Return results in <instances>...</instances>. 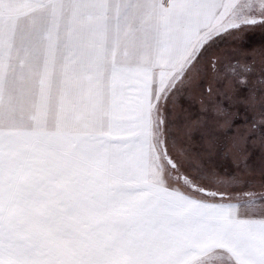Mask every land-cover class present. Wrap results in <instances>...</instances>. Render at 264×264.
Wrapping results in <instances>:
<instances>
[{"label":"snow or ice","instance_id":"snow-or-ice-1","mask_svg":"<svg viewBox=\"0 0 264 264\" xmlns=\"http://www.w3.org/2000/svg\"><path fill=\"white\" fill-rule=\"evenodd\" d=\"M256 25L264 0H0V264H264V191L233 196L174 118ZM261 93L244 131L214 109L237 152L264 151Z\"/></svg>","mask_w":264,"mask_h":264},{"label":"rangeland","instance_id":"rangeland-1","mask_svg":"<svg viewBox=\"0 0 264 264\" xmlns=\"http://www.w3.org/2000/svg\"><path fill=\"white\" fill-rule=\"evenodd\" d=\"M238 36V35H237ZM231 39L230 37H217L216 38V43L213 46L212 50H211V56H219V60L217 62L216 61V67L214 70L211 69V66H209L208 62L205 61L202 63L201 66V71L198 74H193V77L191 79V81L189 83H187L185 85V88L182 89L178 96H177V103L175 106V112H174V118L176 119V122L179 120H183V122H181L178 125V128H180V126H182L183 124L187 123L188 121L192 120L193 118V112L192 110L194 108H196L197 112L196 115H200V125L197 128L196 131H192L191 132V136L190 137H197L196 142L198 143L197 146V153L198 150H200L201 148L206 149V155H210L212 154V152H214L216 156H214L212 154V157H218L217 158V162L215 161H211L212 162V169L214 174H216L219 177L224 178L225 180L235 176V177H246V175L250 176V177H254L255 179H258L259 183L258 185H261L262 182V177L258 176V175H253L252 173L248 172V174L246 173V168H244L247 165V160L245 159H241L240 162L237 161V159H239V155H230L229 154V160L227 165H225L226 167H229L232 165V167H234V169H238V171H241V174H237V173H230V174H225L224 172V163L222 162V160L219 159V155L221 154V149H222V142H224L225 146H231V140H230V135H225L224 134V127H222L223 124V120L221 118H219L214 109L217 105L222 104L224 107H230V112H235L238 113V109H241L242 113H244L242 116H240L237 121L235 120L236 125L238 126V128L241 131H244L246 129V124L245 121L247 120V122L250 124L252 123L254 120L258 121L260 120V114H259V104L257 103L255 106L253 105H249L247 103H245L244 101L246 100V98L251 95V94H255L257 97H259L262 93H261V88L264 87V85H262L260 83V86L257 85L258 82H253V75H249V78L245 77V73H237V79L236 77H233V72L232 70H230L229 77H226V75H224L223 73H221V65L224 62V49L221 52L220 50V46L223 45H234L235 44V39H231L233 41L230 42H224V40H229ZM223 44V45H222ZM248 47V46H246ZM239 48H231L226 50L225 49V53L228 52L230 53V58H231V52H236ZM257 53H260L261 56H263L264 53L262 52H258V51H252L249 50L245 53H234L233 57H239L242 60V64L241 67L243 69L244 65L249 66L251 69H253L254 73H261V70L264 69V58H262L261 56L257 55ZM226 56V55H225ZM253 57V58H252ZM230 60V59H229ZM220 63V65L218 66V64ZM246 79L247 80V86L245 87V85L241 84L240 81L241 79ZM215 79V80H214ZM250 79V80H249ZM216 81L218 82V84H226V86L224 87L225 90H223V94H216L214 95V92L219 88V85L217 84L215 88L214 86V82ZM213 82V83H211ZM207 83H209L210 85L207 86ZM211 88L212 90H215L213 92V97H211V95H207V88ZM224 98V97H228L225 100V103H223L220 99V97ZM212 98V99H210ZM220 98V99H219ZM210 103H211V107H210ZM228 103V105H227ZM187 104V110H183V113H179L178 112V108H182V105H186ZM226 105V106H225ZM231 105V106H230ZM205 108L207 109V111H205ZM212 108V109H211ZM236 109V110H235ZM233 110V111H232ZM199 113V114H198ZM203 116V118H202ZM243 118H246L245 120ZM210 119V121L208 120ZM236 119V118H234ZM241 119V120H240ZM207 122H211V123H207ZM242 124V125H239ZM207 125V126H206ZM210 126L211 127V132H209L208 136L205 135L204 131L205 129ZM208 129V128H207ZM236 129H233V131H235ZM179 135L181 136V138L183 139L184 143L187 141V135H184V132L181 130L179 131ZM212 135V138H211ZM228 136V137H227ZM257 142H259V138H256ZM227 141V142H226ZM209 143L211 145H209ZM248 144H250V141L248 143H246L245 146H248ZM258 147L259 144H256ZM209 153V154H208ZM202 155V154H201ZM236 156L238 158H236ZM202 157H204L202 155ZM263 158V157H261ZM260 158V159H261ZM214 160V158H213ZM260 163V161L256 160L255 163ZM254 163V164H255ZM257 166L253 167L256 168ZM250 171V170H249ZM253 173H256V170H251ZM262 173H264V169L261 171ZM256 176V177H255ZM240 187V185H238ZM237 187V186H236ZM234 188H230L229 191L232 195H236L237 193H244V192H262L261 190H263L264 188L258 187L252 190H246L243 188H239V189H234V191L232 192L231 190H233ZM223 190V189H221ZM236 190V191H235Z\"/></svg>","mask_w":264,"mask_h":264},{"label":"flooded vegetation","instance_id":"flooded-vegetation-1","mask_svg":"<svg viewBox=\"0 0 264 264\" xmlns=\"http://www.w3.org/2000/svg\"><path fill=\"white\" fill-rule=\"evenodd\" d=\"M243 35V34H246V36L247 37H249V38H247V40L245 41V37L243 38L244 39V41H245V43H243V42H240V44H239V46H238V51H239V53H245V52H247V51H249V50H253V51H258V52H262V53H264V30L262 31V30H258V31H256V28H252L251 30H246V31H241V32H239L238 33V36L239 35ZM219 38V37H218ZM231 39H233V38H231ZM231 39H229V40H224V42H230V41H233V40H231ZM258 40V42L257 43H255L254 42V44H252V45H249V44H247V42H248V40H250V41H252V40ZM241 41V40H240ZM247 44V45H246ZM246 46H248V47H246ZM237 48V47H236ZM222 68H224V65L222 64ZM227 77H229V76H227ZM237 79V78H236ZM215 80V79H214ZM214 82V87L215 88H217L216 87V85L218 84V82H216V81H213ZM213 82H211V83H213ZM258 83H260V82H258ZM257 83V84H258ZM210 84L209 83H207V86H209ZM219 85V88L215 91V90H212V92H211V94H213V92H214V95H216V94H223V90H225V86H226V84H218ZM185 88V87H184ZM183 88V89H184ZM208 89H209V87L207 88V95H211L210 93H209V91H208ZM211 97H213V95H211ZM220 97V96H219ZM221 98V99H220ZM219 99L223 102V103H225V97L224 98H222V97H220ZM210 99H212V98H210ZM227 105H228V103H227ZM183 106V105H182ZM226 106V105H225ZM231 106V105H230ZM210 107H211V103H210ZM226 108V107H225ZM228 109H229V107H227ZM212 109V108H211ZM183 110H185V107H182L181 109L180 108H178V112L179 113H183L184 111ZM236 110V109H235ZM236 111H239V110H236ZM181 122H183V120L181 119V120H179V121H177V124H180ZM207 126V125H206ZM208 128V130H207V132H205V135H207L208 136V134H209V132H211V127L210 126H208L207 127ZM206 128V129H207ZM197 130V128L196 129H194V130H192V131H196ZM192 135V134H191ZM190 135V136H191ZM190 136H187V141L185 142V146L186 147H188L190 150H191V152L193 153V155L194 156H196V157H198V162L209 172V173H212L213 172V170H211L212 169V160H213V157H212V154H210V155H206V149H203V148H201L200 150H198V153H197V146H198V143L196 142V140H197V137H190ZM211 138H212V135H211ZM227 142V141H226ZM225 143L223 142V144H222V149H221V154H222V162L224 163V164H226L227 165V163H228V161H230L229 160V154L230 155H235V153H236V155H239V159H237V161L238 162H240L241 161V159H245V160H247V165L244 167V168H246V173L245 174H248V172H250V173H252L253 175H258V176H261L262 177V181H264V173H262L261 171L264 169V151H262L261 150V148L260 147H258L256 144H259V142H256V144L255 145H253L251 142H250V144H248V146H245L246 148H247V151L246 152H237V151H235L233 148H232V146H225L224 145ZM209 145H211L210 143H209ZM204 156V157H202V155ZM209 154V153H208ZM261 157H263V158H261ZM236 158H238L237 156H236ZM261 158V159H260ZM256 160H258V161H260V163H255V161ZM255 163V164H254ZM223 164V165H224ZM228 166V165H227ZM255 166H257L256 168H253V167H255ZM211 168V169H210ZM250 170V171H249ZM251 170H256L257 172L256 173H253ZM224 172H225V174L227 175V174H230V173H237V174H241V171H238V169H234V167H232V165L231 166H229V167H226L225 168V165H224ZM242 175V174H241ZM256 177V176H255ZM239 179H240V187H241V185H243L244 186V188L243 189H246V190H252V189H255V188H258V187H260V185H258V183H259V181H258V179H255L254 177H250L249 175L247 176L246 175V177H238ZM239 187V188H240ZM232 192L234 191V189L233 190H231ZM236 191V190H235Z\"/></svg>","mask_w":264,"mask_h":264},{"label":"trees","instance_id":"trees-1","mask_svg":"<svg viewBox=\"0 0 264 264\" xmlns=\"http://www.w3.org/2000/svg\"><path fill=\"white\" fill-rule=\"evenodd\" d=\"M253 28H256V31H258V30H264V28H261L259 25H256V26H254ZM238 35V34H237ZM228 36V35H224V38L225 37H230V38H233V39H235L236 41H235V44L234 45H232L231 44V46L230 45H223V46H220V50H221V52L223 51V49H224V53H223V55H224V57H223V59H224V62L225 63H223V65H224V68H221V73H223L224 75H226V77L227 76H229V75H231V74H229V72H230V70H232V72H233V67H235V69H236V71H235V73L233 72V77H236V78H238L237 77V75L239 74V73H245V72H243V70H242V67H241V65L240 64H242V60H241V58H239V57H233V55H234V53H236V54H238L239 53V51L237 50L236 52H231L232 54H231V58H230V53H228V52H226L225 53V49L226 50H228V49H231V48H236V47H238L239 46V44H240V42H243V43H245V41L247 40V38H249V37H247L246 36V34H243V35H239V36ZM245 37V41H244V38ZM241 40V41H240ZM254 42L255 43H257L258 42V40H252V41H250V40H248V42H247V44H249V45H252V44H254ZM246 44V45H247ZM253 51V50H252ZM226 55V56H225ZM257 55H259V56H261L260 55V53H257ZM262 58H264V54H263V56H261ZM214 58L217 60V62H218V60H219V56H214ZM253 58V57H252ZM230 59V60H229ZM220 65V63L218 64V66ZM217 66V65H216ZM221 67H223L222 65H221ZM211 69L212 70H214L212 67H211ZM240 71V72H239ZM254 70L252 69V71L251 72H249V73H245V77L246 78H249V75H253V79H252V81L253 82H260L262 79H264V76H262V74H259V73H254L253 72ZM239 72V73H238ZM238 73V74H237ZM200 74V73H199ZM232 76V75H231ZM250 80V79H249ZM258 86H260V83H258L257 84ZM182 107H185V110L186 111H189V110H187V104L186 105H183ZM229 107V106H228ZM229 111H231L230 110V107H229V109H228ZM239 111H238V113H235V112H231V113H233V114H235L234 115V118H236L235 120L237 121V119L240 117V116H242L244 113H242L241 111V109H238ZM233 111V110H232ZM192 112H193V118H192V120H196V119H200V115H196V112H197V110H196V108H194L193 110H192ZM199 114V113H198ZM202 118H203V116H202ZM260 118V117H259ZM244 120L246 119V118H243ZM209 121H210V119H208ZM241 120V119H240ZM255 121V120H254ZM259 121V120H258ZM207 123H211V122H207ZM239 125H242V124H239ZM207 130L208 129H205V131H204V133L205 132H207ZM224 132V131H223ZM224 134H225V132H224ZM228 137V136H227ZM222 144H223V142H222ZM220 146H222V145H220ZM212 154L214 155L215 153L214 152H212ZM214 156H216V155H214ZM214 158V160H212V161H215V162H217V158L218 157H213ZM219 159L220 160H222L223 158H222V154H220L219 155ZM224 165H226V164H224ZM261 191H264V189L263 190H261Z\"/></svg>","mask_w":264,"mask_h":264},{"label":"crops","instance_id":"crops-1","mask_svg":"<svg viewBox=\"0 0 264 264\" xmlns=\"http://www.w3.org/2000/svg\"><path fill=\"white\" fill-rule=\"evenodd\" d=\"M240 188H244V186L243 185H241V187ZM234 189H239V186L237 185V187H235ZM251 192V191H250ZM253 193H260V192H253ZM241 195L243 194V193H240ZM233 196H235V195H233Z\"/></svg>","mask_w":264,"mask_h":264}]
</instances>
